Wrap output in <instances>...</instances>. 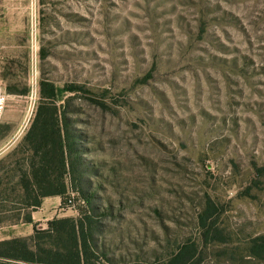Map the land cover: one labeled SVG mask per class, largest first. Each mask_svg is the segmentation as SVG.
<instances>
[{"label":"rangeland","instance_id":"obj_1","mask_svg":"<svg viewBox=\"0 0 264 264\" xmlns=\"http://www.w3.org/2000/svg\"><path fill=\"white\" fill-rule=\"evenodd\" d=\"M49 84L71 164L34 209ZM0 86V236L56 258L81 220L90 264H264V0H0Z\"/></svg>","mask_w":264,"mask_h":264},{"label":"trees","instance_id":"obj_2","mask_svg":"<svg viewBox=\"0 0 264 264\" xmlns=\"http://www.w3.org/2000/svg\"><path fill=\"white\" fill-rule=\"evenodd\" d=\"M48 85V84H47ZM48 93L41 95V101L37 108V112L29 133L25 140L32 147L34 154L29 163L30 179H22L17 183L23 194L30 196L34 191L36 196L32 202H28L26 207L37 209L42 205V199L48 195L64 196L67 191L65 174L70 167L71 150L68 145V137L61 126L59 119V108L56 100L58 98V89L49 84ZM46 92V90H45ZM27 175V173H25ZM46 188H51L46 191ZM17 187H14V191ZM2 190H0V203L2 199ZM208 215L201 213L199 221L201 226L208 231ZM67 220V219H65ZM64 220H54L49 222V228L44 232H56L57 223ZM73 221V220H72ZM2 219L0 220V223ZM26 222L32 223V216L26 218ZM71 234L73 244L70 247L58 248L54 251L56 258H45L46 250L37 244L38 251L31 249L29 240L23 237H16L0 241V258L3 259L0 264H15L10 261L21 262L22 264H90V258H86V238L84 226L80 220L78 223L73 221ZM81 222V223H80ZM36 233L41 232L35 230ZM39 235V234H38ZM82 235V236H81ZM82 237L83 244L79 241ZM254 244V253L250 256L262 259L264 257V236H259L252 240ZM184 252L186 258L184 257ZM184 252L181 250L168 260L166 264H196L193 258H187L190 254L186 248ZM48 253V252H47ZM62 257V258H60ZM264 259V258H263ZM6 260H8L6 262Z\"/></svg>","mask_w":264,"mask_h":264},{"label":"built area","instance_id":"obj_3","mask_svg":"<svg viewBox=\"0 0 264 264\" xmlns=\"http://www.w3.org/2000/svg\"><path fill=\"white\" fill-rule=\"evenodd\" d=\"M7 106V94L3 87L0 86V122L3 118Z\"/></svg>","mask_w":264,"mask_h":264},{"label":"crops","instance_id":"obj_4","mask_svg":"<svg viewBox=\"0 0 264 264\" xmlns=\"http://www.w3.org/2000/svg\"><path fill=\"white\" fill-rule=\"evenodd\" d=\"M42 204H43V202H42ZM42 206V205H41ZM40 208V207H39ZM32 219H33V221L35 220V215H33L32 214ZM11 238H13V237H11V236H9V235H1L0 236V241H2V240H7V239H11Z\"/></svg>","mask_w":264,"mask_h":264}]
</instances>
